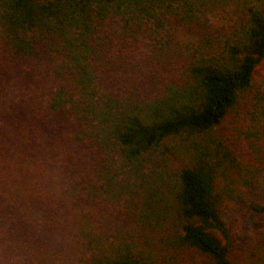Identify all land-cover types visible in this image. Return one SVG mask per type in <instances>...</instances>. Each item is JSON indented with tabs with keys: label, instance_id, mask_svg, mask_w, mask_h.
<instances>
[{
	"label": "trees",
	"instance_id": "trees-1",
	"mask_svg": "<svg viewBox=\"0 0 264 264\" xmlns=\"http://www.w3.org/2000/svg\"><path fill=\"white\" fill-rule=\"evenodd\" d=\"M263 57L264 0H0V264H234L217 128Z\"/></svg>",
	"mask_w": 264,
	"mask_h": 264
},
{
	"label": "rangeland",
	"instance_id": "rangeland-1",
	"mask_svg": "<svg viewBox=\"0 0 264 264\" xmlns=\"http://www.w3.org/2000/svg\"><path fill=\"white\" fill-rule=\"evenodd\" d=\"M220 15L216 12V18ZM264 57L253 73L252 87L238 106L217 128L219 138L228 144L243 164L239 182L227 181L234 199L224 201L223 220L229 235V256L234 264H259L264 242V212L251 204L264 206ZM247 180L248 182H245ZM218 237L224 242L222 235ZM254 254V256H253ZM257 260V261H256ZM180 264H214L194 251L182 255Z\"/></svg>",
	"mask_w": 264,
	"mask_h": 264
}]
</instances>
